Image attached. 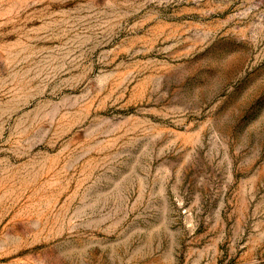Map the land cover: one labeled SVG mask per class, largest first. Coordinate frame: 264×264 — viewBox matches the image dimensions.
<instances>
[{
    "label": "rangeland",
    "instance_id": "obj_1",
    "mask_svg": "<svg viewBox=\"0 0 264 264\" xmlns=\"http://www.w3.org/2000/svg\"><path fill=\"white\" fill-rule=\"evenodd\" d=\"M0 264H264V0H0Z\"/></svg>",
    "mask_w": 264,
    "mask_h": 264
}]
</instances>
